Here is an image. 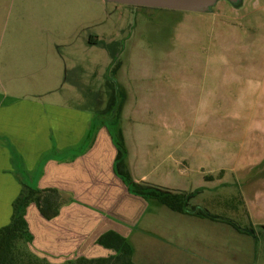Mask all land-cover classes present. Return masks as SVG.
<instances>
[{"label":"crops","instance_id":"1","mask_svg":"<svg viewBox=\"0 0 264 264\" xmlns=\"http://www.w3.org/2000/svg\"><path fill=\"white\" fill-rule=\"evenodd\" d=\"M48 2L64 4L68 11L75 5L77 14L68 19L74 23L41 12L32 27L48 38L50 48L33 51L38 60L11 64L9 35L23 18L21 6ZM100 3L103 0H0V228L9 223L13 200L28 184L37 190H55L61 198L58 215L42 218L45 245L54 240L59 247L68 243L97 248L101 247L96 244L98 237L114 231L131 245L135 264H243L240 251L232 254L224 241L231 237L227 243L233 241L241 251L246 243L251 248L257 245V235L249 227L254 220L264 221L260 207L264 204V126L241 137L247 140L246 152L235 151L232 161L215 158L214 167H204L198 160L190 163L191 145L166 141L151 150L138 127L129 131L138 136H130L117 122L109 125L102 119L105 112L96 109L99 99L90 98L93 81H81L89 67L74 55L79 48H64L74 26L75 30L81 26L80 6H85L87 21L82 26L87 27ZM95 42L89 35L88 43ZM52 45L59 48L53 49L55 54ZM108 54L114 58L112 52ZM17 72L22 77L17 78ZM103 89L102 95L109 94ZM109 127L122 134L126 166L138 187L182 196L191 208L216 219L174 212L129 193L113 171L116 148ZM242 152L249 162L242 159ZM231 165L238 189L225 196L222 178ZM261 172L262 177L255 179ZM5 198L12 200L6 203ZM48 223L56 224L55 235ZM259 225L264 228V222Z\"/></svg>","mask_w":264,"mask_h":264},{"label":"rangeland","instance_id":"2","mask_svg":"<svg viewBox=\"0 0 264 264\" xmlns=\"http://www.w3.org/2000/svg\"><path fill=\"white\" fill-rule=\"evenodd\" d=\"M84 7L78 11L81 26L78 30L74 26V35L64 48H79L74 55L79 56L81 64L84 59L89 67L87 78L81 81H93L90 98L99 99L96 109L105 112V122H117L127 134L135 127L143 130L139 135L151 150L166 141L191 145L190 163L198 160L204 167H214L215 158L232 161L235 151L246 152L247 140L242 141L241 137L264 126V0H243L238 8L220 1L205 14L100 3L94 21L87 27L82 26L87 21ZM21 9L23 18L9 35L7 57L11 64L38 60L33 51L50 48L46 45L48 38L33 29V18L40 19L42 12L47 18L74 23L68 19L77 14L75 5L68 11L64 4L49 2L31 3ZM89 35L95 44L88 43ZM51 49L53 54L59 50L53 45ZM109 52L114 58L109 57ZM110 63L112 67L107 68ZM16 76L19 78L21 73ZM103 88L109 94L102 95ZM135 135L138 136L130 133ZM241 157L244 158L243 152ZM231 168L232 165L227 167L222 178L225 196L238 189ZM260 177L262 172L255 179ZM5 200L9 203L12 198ZM260 207L264 216V204ZM185 208H191L186 201ZM22 214L30 234L29 240L17 243V251L23 257L59 264L110 254L92 245L67 243L59 247L54 240L45 245L44 220L35 204L29 202ZM253 222L249 229L257 235L255 247L246 243L241 251L233 241L227 243L231 237L224 241V247L232 254L239 255L240 251L243 264H264V228L259 225L264 221ZM48 226L55 235L56 224Z\"/></svg>","mask_w":264,"mask_h":264},{"label":"trees","instance_id":"3","mask_svg":"<svg viewBox=\"0 0 264 264\" xmlns=\"http://www.w3.org/2000/svg\"><path fill=\"white\" fill-rule=\"evenodd\" d=\"M110 134L116 148L113 171L127 185L129 193L144 199L155 200L174 212H188L211 220L216 219L197 207L186 210L184 198L182 196L138 187L132 181L126 166V150L121 132H112L110 129ZM23 186L24 189L22 193L13 204L9 224L0 228V264H49L42 263L28 256L23 257V255L18 253L17 243L30 239L27 222L22 212L25 206L29 202H32L35 204L43 219L51 220L58 215L61 198L57 192L52 189L37 190L28 184ZM96 244L108 250L110 254L99 258L80 257L74 261L59 264H135L132 260L131 245L126 238L120 236L116 232L107 231L103 233L96 240Z\"/></svg>","mask_w":264,"mask_h":264},{"label":"water","instance_id":"4","mask_svg":"<svg viewBox=\"0 0 264 264\" xmlns=\"http://www.w3.org/2000/svg\"><path fill=\"white\" fill-rule=\"evenodd\" d=\"M224 1L236 8L243 0H103L104 4L148 7L193 13H209L218 2Z\"/></svg>","mask_w":264,"mask_h":264}]
</instances>
